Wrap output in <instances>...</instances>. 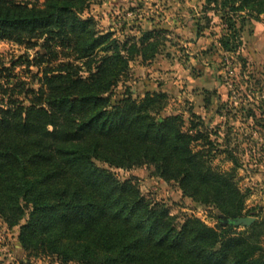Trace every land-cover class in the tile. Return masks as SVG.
I'll use <instances>...</instances> for the list:
<instances>
[{"label": "trees", "instance_id": "1", "mask_svg": "<svg viewBox=\"0 0 264 264\" xmlns=\"http://www.w3.org/2000/svg\"><path fill=\"white\" fill-rule=\"evenodd\" d=\"M88 3L0 0V42L35 48L26 65L41 74L36 90L22 81L0 84L7 100L0 105V219L18 227L22 251L61 264H264V219L242 231L220 225L255 214L244 212L232 152L224 151L229 171L210 164L216 133L192 135L195 124L185 132L180 117L159 115L162 93L112 99L131 61L157 56L164 31L120 43L81 17ZM202 10L220 14L217 44L235 53L245 24L264 14V0H204ZM201 138L205 154L192 150ZM142 166L175 183L182 198L212 209L216 227L188 217L176 227L161 203L110 170Z\"/></svg>", "mask_w": 264, "mask_h": 264}, {"label": "rangeland", "instance_id": "2", "mask_svg": "<svg viewBox=\"0 0 264 264\" xmlns=\"http://www.w3.org/2000/svg\"><path fill=\"white\" fill-rule=\"evenodd\" d=\"M185 1L175 0V9H184L175 14L173 4L167 0H89L81 17L92 19L96 30L112 33L120 43L151 29L164 31L157 56L148 63L139 59L131 61L129 73L113 90L112 99L121 100L129 92L131 98L138 101L147 93H162L165 99L159 115L180 117L185 132L195 124L192 135L200 132L205 138V132L216 133L210 137L214 143L212 150L206 149L215 155L210 163L212 168L229 171L232 164L226 160L224 151L232 152L241 165L233 175L236 186L246 195L244 212L254 210L255 216L251 217L261 221L264 219V59L259 63L247 61L240 50L242 44L235 53L223 52L214 44L224 30L220 14L205 13L204 0H194L188 5ZM172 20H177L176 28L170 23ZM190 21L196 23L193 25ZM188 26H194L193 30L197 27L199 32L189 34ZM204 29L205 35L200 34ZM196 36L205 37L203 47L188 46L190 38ZM35 52V48L28 45L1 41L0 69L5 71L0 75V84L5 87L8 83L11 87L22 81L36 90L41 74L37 68L26 65L27 56L32 59ZM213 87H218V91ZM203 89H212L215 96L205 99L207 94ZM217 92L223 102L218 100ZM15 97L18 101L22 99ZM5 103L7 100L0 92V105ZM157 108L159 104L154 110ZM204 143L201 138L193 144L192 150L205 154ZM110 170L119 180L132 179L146 200L161 203L174 218L176 227L179 228L186 217L216 227L212 209L182 198L175 183L152 175V166L131 171ZM242 229L246 228L238 231ZM17 236L18 227L9 228L0 219V264H61L54 257H34L22 251ZM260 242L264 250V236Z\"/></svg>", "mask_w": 264, "mask_h": 264}, {"label": "crops", "instance_id": "3", "mask_svg": "<svg viewBox=\"0 0 264 264\" xmlns=\"http://www.w3.org/2000/svg\"><path fill=\"white\" fill-rule=\"evenodd\" d=\"M168 3L173 4L172 9L174 11L175 14H177L178 12H181L184 9H175V6H177V3L175 2V0H167ZM191 2H194V0H186L185 4H190ZM203 3V1H202ZM196 4V3H195ZM174 7V8H173ZM190 8H195V7H190ZM170 12V10H169ZM177 20H172L170 21L171 24H173L175 26V28L177 27ZM193 21H190V23H192ZM196 23V22H195ZM195 23H192L193 25ZM248 25V24H245ZM250 28L246 29V27H243V30L241 32V41H242V47H241V51L243 52V56L247 61H254L255 63H259L264 59V14L262 16H260V21L259 22H251V24L249 25ZM223 27V26H222ZM189 28V34L193 33L195 34V32L198 33L197 31V27H195V29L193 30L194 26ZM177 30V29H176ZM205 31V29L203 30V32ZM201 31L200 34H204ZM224 30L222 29L221 34H223ZM214 44H217V41H214ZM205 45V37H194V38H190V41L188 43V46H193V47H203ZM220 53V52H219ZM204 70L202 71V74L204 75ZM218 87H213L212 89L217 90ZM211 89V90H212ZM221 89V88H220ZM211 90H206L203 89V91L209 94H211ZM218 91V90H217ZM218 96V100H222L223 102V97L220 93L217 92L216 94ZM212 102L210 101V104ZM205 109V107H203ZM202 108V109H203ZM205 111V110H204Z\"/></svg>", "mask_w": 264, "mask_h": 264}, {"label": "water", "instance_id": "4", "mask_svg": "<svg viewBox=\"0 0 264 264\" xmlns=\"http://www.w3.org/2000/svg\"><path fill=\"white\" fill-rule=\"evenodd\" d=\"M255 221V218L253 217H244V218H237L233 220H221L220 224L222 226L230 225L234 228H248L253 222Z\"/></svg>", "mask_w": 264, "mask_h": 264}]
</instances>
